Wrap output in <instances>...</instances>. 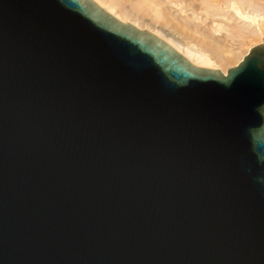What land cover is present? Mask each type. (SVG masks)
I'll use <instances>...</instances> for the list:
<instances>
[{
	"label": "water",
	"instance_id": "95a60500",
	"mask_svg": "<svg viewBox=\"0 0 264 264\" xmlns=\"http://www.w3.org/2000/svg\"><path fill=\"white\" fill-rule=\"evenodd\" d=\"M264 44L227 76L92 0H0V264H264Z\"/></svg>",
	"mask_w": 264,
	"mask_h": 264
},
{
	"label": "bare ground",
	"instance_id": "6f19581e",
	"mask_svg": "<svg viewBox=\"0 0 264 264\" xmlns=\"http://www.w3.org/2000/svg\"><path fill=\"white\" fill-rule=\"evenodd\" d=\"M92 1L115 18L158 35L195 60V66L221 68L224 76L253 49L241 51L245 42L264 44V0Z\"/></svg>",
	"mask_w": 264,
	"mask_h": 264
},
{
	"label": "rangeland",
	"instance_id": "374dc122",
	"mask_svg": "<svg viewBox=\"0 0 264 264\" xmlns=\"http://www.w3.org/2000/svg\"><path fill=\"white\" fill-rule=\"evenodd\" d=\"M254 43H255V42H250V41L245 42V43L242 45V47H244L243 50H242V47H241V51H244V52H245L246 49H248L249 47L255 45ZM235 62H237V60H235ZM235 62H234V63H235ZM233 65H234V64H233ZM234 66H235V65H234ZM234 66L231 65V67H234ZM231 67L229 66L228 68H231Z\"/></svg>",
	"mask_w": 264,
	"mask_h": 264
},
{
	"label": "clouds",
	"instance_id": "9594fccd",
	"mask_svg": "<svg viewBox=\"0 0 264 264\" xmlns=\"http://www.w3.org/2000/svg\"><path fill=\"white\" fill-rule=\"evenodd\" d=\"M259 111L262 112V114H264V105L261 106V109H258Z\"/></svg>",
	"mask_w": 264,
	"mask_h": 264
}]
</instances>
